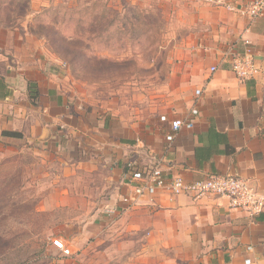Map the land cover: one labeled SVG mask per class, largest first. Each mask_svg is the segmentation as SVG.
I'll use <instances>...</instances> for the list:
<instances>
[{"label": "crops", "instance_id": "1", "mask_svg": "<svg viewBox=\"0 0 264 264\" xmlns=\"http://www.w3.org/2000/svg\"><path fill=\"white\" fill-rule=\"evenodd\" d=\"M57 1L30 0L32 10L19 32L0 25V138L3 131L19 132L23 138L13 140L35 149H85L77 169L93 172L94 180L107 174L112 209H120L132 190L128 164L146 168L157 158L170 164L168 178L191 183L211 175L239 176L264 195V16L251 20L196 0H172L192 34L172 73V98L163 114L108 106L99 115L71 109L62 73L66 61L46 36L30 31L36 15ZM234 2L242 7L251 0ZM243 40L251 43L260 69L246 81L232 70L233 57L246 49ZM30 84L37 86V97ZM176 119L192 121L193 128L169 141ZM68 165L63 160L66 170ZM110 222L140 246L128 257L130 264H264V212L252 217L231 209L226 198L195 200L161 190Z\"/></svg>", "mask_w": 264, "mask_h": 264}, {"label": "rangeland", "instance_id": "2", "mask_svg": "<svg viewBox=\"0 0 264 264\" xmlns=\"http://www.w3.org/2000/svg\"><path fill=\"white\" fill-rule=\"evenodd\" d=\"M55 3L36 15L30 31L46 36L66 61L71 109L101 115L108 106L132 107L163 114L172 98V73L192 34L174 2ZM31 10L30 0H0V25L19 32ZM13 139L0 138V264H130L140 246L110 222L120 215L111 208L107 174L94 180L93 172L77 169L85 149H35ZM101 218L109 222L102 225ZM57 239L72 256L55 247Z\"/></svg>", "mask_w": 264, "mask_h": 264}, {"label": "built area", "instance_id": "3", "mask_svg": "<svg viewBox=\"0 0 264 264\" xmlns=\"http://www.w3.org/2000/svg\"><path fill=\"white\" fill-rule=\"evenodd\" d=\"M198 3L221 7L228 12L237 13L242 16H248L251 20H256L264 16V0H251L247 6H238L234 0H196ZM246 49L233 57L232 70L236 77L242 81L254 79L260 69L256 65L251 43L243 40ZM216 71V68H212ZM201 91H197L200 95ZM194 115L198 114L197 110H193ZM163 121H167L166 117H162ZM183 128L192 129V121H183L176 119L171 122L172 134L168 136L169 141H173L176 134ZM170 164L163 158L154 160L151 166L140 168L135 163L128 164V179L132 186L130 193L125 195L121 201L119 215L128 212L137 207L144 199L156 195L161 190H169L172 195H190L195 200H201L206 197H221L229 200V206L234 210H245L250 216L256 217L264 212V195L254 188L252 182L246 178L227 175H211L201 178L194 182H187L181 176L168 178L165 173L166 167ZM55 247L65 256L73 255L72 250L66 245L64 240L57 239L53 241ZM253 248L248 247L251 251ZM245 264H252L250 259Z\"/></svg>", "mask_w": 264, "mask_h": 264}, {"label": "trees", "instance_id": "4", "mask_svg": "<svg viewBox=\"0 0 264 264\" xmlns=\"http://www.w3.org/2000/svg\"><path fill=\"white\" fill-rule=\"evenodd\" d=\"M37 86L35 84H30L29 89L34 92V96L37 97L38 92L36 90ZM2 137H7V138H15V139H22L23 134L19 132H10V131H3L2 132Z\"/></svg>", "mask_w": 264, "mask_h": 264}]
</instances>
